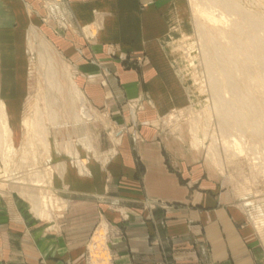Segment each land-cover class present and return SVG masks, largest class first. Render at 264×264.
Returning <instances> with one entry per match:
<instances>
[{"label":"crops","instance_id":"obj_1","mask_svg":"<svg viewBox=\"0 0 264 264\" xmlns=\"http://www.w3.org/2000/svg\"><path fill=\"white\" fill-rule=\"evenodd\" d=\"M174 2L0 0V100L16 147L38 89L32 30L65 62L95 116L51 123L48 216L34 211V187L0 188V264H91L102 223L109 264H258L251 228L189 136L171 129L181 124L167 118L180 107L179 80L162 55ZM100 115L110 130L103 139Z\"/></svg>","mask_w":264,"mask_h":264},{"label":"rangeland","instance_id":"obj_2","mask_svg":"<svg viewBox=\"0 0 264 264\" xmlns=\"http://www.w3.org/2000/svg\"><path fill=\"white\" fill-rule=\"evenodd\" d=\"M194 2L195 0H177L173 6H170L169 11L171 13L169 11L166 13L168 29L162 40V55L165 64L172 69V72L179 80L178 85L180 88V107L178 110H173L167 118L171 119L174 123L181 124V127H172L171 129H178L180 134H187L189 136L191 140L190 146L195 151L200 152L202 157L200 160L201 164L208 166L224 185L228 199L234 202L235 207L244 219V223L252 230V242L255 249L256 262L264 264V210H262L264 209V165H262L264 164V148H262L264 147V143L253 136L247 135L242 137L238 133L232 132L234 136L230 138L240 140L243 152L236 154L233 153L232 148H226L225 146L223 134L217 128L219 126V119L216 115L213 101H211V94L207 84V74L201 56V45H199L201 42L199 41L198 32H196L195 27ZM243 2H247V0H243ZM255 2H258L257 4L260 6L254 9L264 13V0H255ZM169 35L172 38H169ZM40 37L43 36L41 35ZM185 38L186 40L184 41ZM38 41V39L33 38L31 40L33 43L32 49L29 48V61L34 85L38 87V84H41L43 90L48 91V96L50 95L49 102L53 103L56 109L58 123L61 125H71L74 123L73 115L77 111L78 104L69 92L70 71L55 50L52 59L49 60L47 58L40 61L37 48ZM140 58L141 60L137 61L138 65L144 62V58ZM49 69L55 70V78L59 82L60 87L55 84L52 86L47 84L45 75L50 73ZM99 119L98 134L103 139L110 130L101 115ZM46 122L47 132L45 133L49 134V131L53 130V126L48 121ZM13 143L16 146V138H13ZM259 143L262 145L260 146ZM28 154L30 155L31 153L21 155V152L16 151L10 161V158H8L9 154L4 149L0 151V168L4 169V167H7L6 173L7 175L9 174L5 177L3 172L0 173V188L6 187V183L9 181L21 180L26 185H29L27 187H34L33 194L36 199L39 196L50 197L48 192L44 190L45 188H43L47 184L49 177L48 170L43 168L44 155L38 154V157L27 158ZM262 154L263 156H261ZM231 162L233 164H230ZM5 178L9 181H3ZM38 178L42 180V186H31L33 179ZM14 189H16V186H14ZM103 241V244L100 246H103L105 249L107 246L106 234ZM107 257L109 259L108 254ZM89 262L96 264L90 254Z\"/></svg>","mask_w":264,"mask_h":264},{"label":"bare ground","instance_id":"obj_3","mask_svg":"<svg viewBox=\"0 0 264 264\" xmlns=\"http://www.w3.org/2000/svg\"><path fill=\"white\" fill-rule=\"evenodd\" d=\"M257 3L255 0H247V2H243V0H195L193 3L195 27L201 42L199 45H201V56L207 74V84L211 101L214 104L212 105L219 119V126L217 123L216 126L223 134L226 148H232L233 153L236 154H241L243 147L240 146L239 139L230 138L234 136L232 132H236L242 137L253 136L264 143V13L254 9L260 6ZM31 34L39 40L37 42L39 60L52 59L54 50L45 38L40 37L41 35L35 30H32ZM169 38L172 36L169 35ZM32 44L31 38H29L31 49ZM55 77V70H50V73L45 75L47 84L50 86L55 84L60 87ZM68 85L70 94L79 105L78 110L73 115L74 121L81 123L92 120L95 116L90 112L84 96L71 77ZM37 88L32 110L22 122L24 138L18 149L13 143L15 128L12 129L10 126L6 105L0 100V151L4 149L9 154L10 161L16 151L21 152V155L30 152L33 157H37L38 154H43L47 159L49 157L48 134L45 133L47 132L46 121L52 123L54 127L58 126L59 123L56 109L53 103L49 102L48 91H44L41 84H38ZM14 115L16 114L14 113ZM88 139L90 138L88 137ZM88 145L89 148L92 147L90 141H88ZM258 159L260 160V158ZM226 161L228 160L226 159ZM232 162L230 164H233ZM1 168L0 173L3 172L5 177L8 176L7 167ZM3 181H8V179L5 178ZM41 181L39 178L33 179L31 185L41 187ZM11 182L19 185L25 184L21 180ZM54 201L56 203V199ZM34 202V211L39 216H48L49 209L53 211L52 200L48 197L39 196L37 199L34 197ZM106 230L105 224L102 223L96 230L89 246L93 255L100 254L97 260L94 259L96 264L103 257L104 262L107 261L109 264V259L107 260L106 255H103L104 248L100 246L104 242Z\"/></svg>","mask_w":264,"mask_h":264},{"label":"built area","instance_id":"obj_4","mask_svg":"<svg viewBox=\"0 0 264 264\" xmlns=\"http://www.w3.org/2000/svg\"><path fill=\"white\" fill-rule=\"evenodd\" d=\"M140 60H141V58L138 59V61H140Z\"/></svg>","mask_w":264,"mask_h":264}]
</instances>
